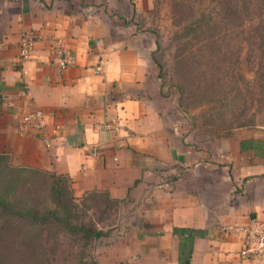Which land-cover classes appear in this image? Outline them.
Returning a JSON list of instances; mask_svg holds the SVG:
<instances>
[{
    "label": "crops",
    "instance_id": "obj_1",
    "mask_svg": "<svg viewBox=\"0 0 264 264\" xmlns=\"http://www.w3.org/2000/svg\"><path fill=\"white\" fill-rule=\"evenodd\" d=\"M133 3L0 0V154L69 177L78 199L107 193L133 206L114 264H264L243 258L244 233L227 230L264 220V133H200L171 116L154 43L127 27ZM26 31L37 41L21 63ZM57 39L74 58L66 69L54 62ZM34 110L49 146L23 127Z\"/></svg>",
    "mask_w": 264,
    "mask_h": 264
},
{
    "label": "rangeland",
    "instance_id": "obj_2",
    "mask_svg": "<svg viewBox=\"0 0 264 264\" xmlns=\"http://www.w3.org/2000/svg\"><path fill=\"white\" fill-rule=\"evenodd\" d=\"M248 6L236 18L239 0H136L128 24L154 44L160 99L173 117L189 119L191 130L206 134L264 133V2ZM240 8L244 6L240 0ZM160 65V67H159ZM12 168L21 169L7 162ZM5 169V165H3ZM25 169L16 198L42 210L54 208L49 173ZM4 172L2 177H5ZM1 180V179H0ZM4 180V179H3ZM8 180H6L7 182ZM92 222L108 233L88 253L98 264H114L109 252L115 233L133 223V206L110 207L104 194H90ZM84 198V197H83ZM70 238L62 237L55 264H75ZM53 247L48 245V249ZM17 250L20 248L16 247ZM0 264H23L1 255ZM90 259V257H89ZM43 264H47L42 258Z\"/></svg>",
    "mask_w": 264,
    "mask_h": 264
},
{
    "label": "trees",
    "instance_id": "obj_3",
    "mask_svg": "<svg viewBox=\"0 0 264 264\" xmlns=\"http://www.w3.org/2000/svg\"><path fill=\"white\" fill-rule=\"evenodd\" d=\"M242 3V8L239 0V4L232 9L236 18H241L242 9H248L243 0ZM259 39L264 47V35L261 34ZM7 162L11 163L10 157L0 154V262L1 255H7L14 259L19 257L18 262L24 261L23 264H43L42 258L47 264H55L59 256L56 250L62 244V237H66L77 249L70 254V261L75 264H98L88 251L95 241L107 237L108 233L98 228L90 218L89 212L94 207L87 203L90 194L82 199L76 198L69 177L49 173L54 208L42 210L36 202L29 204L16 198L17 187L23 180L22 172L26 170L12 168ZM101 194L107 197L111 208L121 204L107 193ZM48 245L53 247L48 249Z\"/></svg>",
    "mask_w": 264,
    "mask_h": 264
},
{
    "label": "built area",
    "instance_id": "obj_4",
    "mask_svg": "<svg viewBox=\"0 0 264 264\" xmlns=\"http://www.w3.org/2000/svg\"><path fill=\"white\" fill-rule=\"evenodd\" d=\"M37 39L32 31H26L22 34L20 41V62L24 63L31 56L34 50ZM54 62L61 69H66L74 64V58L62 40H55L53 45ZM96 70L99 72L101 66ZM23 127L31 128L36 131V135L47 146L50 145V140L45 134L47 128V120L42 110H34L26 113L22 120ZM107 125L106 128H109ZM237 229L244 233L246 240L241 251L243 258L261 259L264 257V220L254 219L247 227L236 228L233 226L227 227V230Z\"/></svg>",
    "mask_w": 264,
    "mask_h": 264
}]
</instances>
